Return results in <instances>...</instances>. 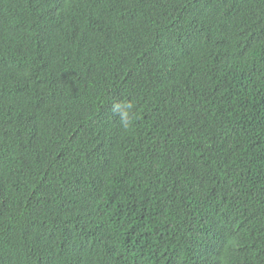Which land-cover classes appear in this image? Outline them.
I'll return each instance as SVG.
<instances>
[{"label": "trees", "instance_id": "16d2710c", "mask_svg": "<svg viewBox=\"0 0 264 264\" xmlns=\"http://www.w3.org/2000/svg\"><path fill=\"white\" fill-rule=\"evenodd\" d=\"M0 264H264V0H0Z\"/></svg>", "mask_w": 264, "mask_h": 264}, {"label": "bare ground", "instance_id": "6f19581e", "mask_svg": "<svg viewBox=\"0 0 264 264\" xmlns=\"http://www.w3.org/2000/svg\"><path fill=\"white\" fill-rule=\"evenodd\" d=\"M245 5V4H244Z\"/></svg>", "mask_w": 264, "mask_h": 264}]
</instances>
